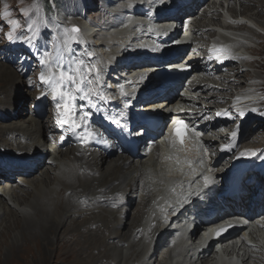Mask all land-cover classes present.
I'll use <instances>...</instances> for the list:
<instances>
[{
  "label": "bare ground",
  "instance_id": "bare-ground-1",
  "mask_svg": "<svg viewBox=\"0 0 264 264\" xmlns=\"http://www.w3.org/2000/svg\"><path fill=\"white\" fill-rule=\"evenodd\" d=\"M124 1L126 3H120L122 0H101V8L107 13L108 10L105 5L112 7L116 5L114 12L120 9L119 6L123 9L117 17L110 15L109 18L102 19L101 23L106 29L110 42L102 40L99 44L91 45L88 43L84 45L85 52L93 53L91 60L84 59V52L74 51L78 50V44L64 36V48L58 44L51 51L43 50V59L41 58V60L47 59L45 72H43L45 81L39 79L42 72L32 71L38 81L37 85L24 79L26 74L21 71L19 66L14 67L12 62L6 60L3 61L5 63L0 62V79L3 80L0 87V162L3 160L19 164H28L30 161L31 163L38 162L29 176L17 177L13 182L3 184V187L0 188V264H48L52 257L54 262L60 261L69 264L74 256V251L71 252V248L65 249L66 247H63L64 244L61 241L76 230V224L78 225L79 236L88 237L83 241L84 243L77 242V238L73 239L80 245L78 254L82 256L85 262L95 256L93 255L94 252L105 258L107 255L106 247H115V250L116 248L119 250L122 258H125V264H136L138 256L142 257L148 251L146 255L149 258L146 257L145 260L155 259L154 263L156 264H264V230L258 224L253 226V221H250L247 227L251 229L249 236H247L249 238L244 233L237 234L238 236L234 240L223 242L224 245L222 244L218 250H214L212 245L206 249L201 247L200 250H196V247L190 246L182 240L173 236L170 237V235L166 236L163 232L158 233V228L165 221L168 224L164 225L165 229H169V225L174 224L169 217L172 198L178 201L186 196L190 189L200 182L201 173L212 178L213 175L218 177L221 172V169L215 171L207 162L209 152L211 153L209 148L214 151L215 144L206 134L202 138L192 136L185 141L183 146L172 143V141L168 142L163 136L162 139L156 141L151 156L145 160H141L140 157L143 155L140 150V153L138 151L135 156L128 153H117L116 158L110 159L115 148L108 139L104 138L100 142L98 136H95L94 141L97 144L101 143V146H96L92 141L81 146L80 143L72 144L70 140V137H74V139L83 137L87 131H91L93 128L100 130L99 127L115 124V119L111 113L106 112L105 105L102 104L97 110L91 112V116L87 120V126L90 129L82 128V132L72 133L68 126L61 127L58 122L60 117L57 115L56 104H62L63 101L59 97L55 100L52 98L53 82L58 81V72L63 70L76 75L74 69H77L78 66V71L85 77L81 83L82 91L74 92L76 99L72 101L76 112L75 123L78 124L82 105L81 97L89 88L97 93L94 96L98 99H101V96L107 98V93L101 90L99 86V80L104 70L108 67L112 70V63L117 61L114 58L110 61L104 60L100 54H97L98 51L103 50L101 46L104 48L111 47V51L108 53L109 57L116 56L122 51L124 52V49L126 51L128 44L124 42H127V39L133 40L129 38L131 34L136 39L135 36L138 33L144 32V26L138 27V24L134 23L131 34L121 36L125 30L122 31L120 28L132 21L128 18L130 16L129 7L131 4H139L143 0ZM224 1L228 2L225 13H219L217 9L218 5L223 7L222 0L218 5V2L214 1L211 7L214 11L209 16V20L202 23L198 21V18L200 19L203 14L207 18L210 6L197 16L196 24L191 30L193 29V34H195L193 41L197 42L196 45L207 42L211 44L209 39L212 37L216 39L215 41L226 43L227 47L232 50V55L235 56L234 61L227 67L224 75L218 74L204 78L202 83L198 85L199 96L197 97L198 93L191 94L190 97L188 95L185 102L189 104H185L183 108L189 109L199 100H202L203 95H205L202 93L215 89V85H218L216 88L220 90V94L243 85L240 88H244L245 92H238L235 95L231 91L227 94L242 98L246 96L250 99H253L254 94L261 90V87H256L253 88L255 92L251 91L252 86L244 83L240 79L241 77L237 75L238 67L242 63L245 62L249 66L253 61L246 56L248 52L253 53V50L250 49L253 46L248 45L252 39H247L248 36L244 32L259 35L260 31L256 30L252 24L260 27L250 15L246 16L245 10L249 8L251 1L254 4L257 1ZM145 2H147L145 5L150 4L148 0ZM236 2L242 8L240 13L234 9ZM145 5L143 4V7L141 5L142 8L138 6L137 11L143 9ZM231 17L235 20H232ZM241 18L246 19V21ZM96 24L91 21L90 26L95 28L97 27ZM214 26L218 27L219 30L213 28ZM84 29L85 26L82 31ZM239 29H243L240 34ZM96 30H93L90 36L94 37V35L97 36L103 32ZM199 32L201 34H198ZM205 33L210 36L209 39L207 38V42H205V35H203ZM36 35H34L31 43L36 42L38 44L40 42L39 34ZM116 38L121 43L119 49L117 45L113 44L114 41H117ZM78 39L82 40V36L81 38L79 36ZM240 40L243 42L239 43V47H236V42H240ZM247 41L248 43H246ZM27 47H23L24 53L22 54L27 53ZM72 48L73 52L71 51ZM3 49H5L4 46ZM204 50L206 49L204 48ZM256 53L258 54L259 50ZM252 64L255 66L256 61ZM92 65L96 66L97 71H89ZM242 74H245L250 80L256 79V76H250L248 73ZM21 77L23 82H21ZM89 80L93 83L89 84ZM33 86H40V89L36 92H30L29 90ZM253 86L256 85L253 84ZM62 88L65 91H72L73 84L69 81L62 85ZM123 88H126L125 84ZM31 93H34L30 102L32 108L30 107L31 110L26 114L27 117H30L26 120L24 118L20 122V119H16H18L19 113H22V117L24 116L22 106L26 98H30ZM259 96L260 94L257 95V98ZM35 102L38 104L46 103L49 115L40 117L34 113ZM154 105V102L147 103L145 109ZM262 110L264 112V108ZM13 111H16L17 115L14 114L12 117ZM253 120L255 131L252 132L253 127H250L251 132L244 131L242 133V135L247 133L242 139L246 140L242 147L244 151L257 152L264 148V138L261 139L264 134L261 131L264 128V119L255 116ZM58 126L62 128L61 132L58 131ZM61 136L65 137L63 141H61ZM258 137L260 138L258 139ZM53 138L55 143L63 142L64 146L52 153L51 149L55 146V144L51 145ZM49 144L51 145L50 148ZM200 144L202 149L206 148V150L201 151L202 157H200L198 148ZM160 145L162 147L159 152ZM252 149L257 150L253 151ZM43 150H46L48 156L43 157ZM206 151L208 152L206 153ZM39 152L42 158H40ZM226 157V154L221 158L217 155L216 163L222 166V162L227 159ZM177 158L183 164V172L176 170L175 161ZM188 160L192 161L190 165L186 163ZM147 161L148 163L145 164ZM15 167L18 169L21 165H15ZM3 174L4 172L0 170V175ZM192 235V238L196 239L199 236V231L196 230ZM166 237L167 239L170 237L169 242L172 241V244L168 245L163 253V256L169 257L167 258L169 261L163 260L164 257L160 254L162 251L160 250V243H157ZM155 238L157 241L153 245ZM184 240H187L186 236H184ZM86 249L91 252V255H89L90 252L89 254L85 252ZM150 249L156 252L155 256L151 253L152 251L150 252ZM177 253L178 258L173 262L171 258ZM210 253L211 255H209ZM191 256H193V261ZM82 259L80 258V260ZM108 259L110 258L106 257L107 262L103 264H110ZM71 264H74V261Z\"/></svg>",
  "mask_w": 264,
  "mask_h": 264
},
{
  "label": "rangeland",
  "instance_id": "rangeland-1",
  "mask_svg": "<svg viewBox=\"0 0 264 264\" xmlns=\"http://www.w3.org/2000/svg\"><path fill=\"white\" fill-rule=\"evenodd\" d=\"M214 1H217L218 3L221 2V0H214ZM246 1L248 2V0H246ZM255 1H257L255 4L253 1H251V4L249 3L250 4L249 8H248L249 10L248 9L245 10L247 12V15L246 14L245 15L247 17L250 15L251 18L255 20V22L259 25L260 28H258L254 24H252L251 21H249V19H248V21L254 26V28L256 30H259L262 33H260L259 35H255L252 33L251 34L246 33V31H245L244 34L248 36L247 39H249V38L252 39L250 41L248 40L250 43H248V41L246 43H248V45L253 46V48H250L253 50V53L248 52L246 56L248 59H253V61H252L253 63H254V61H256V64H255V66H253V64L251 65V63H252L251 62L250 65L248 66L247 63H245V62L242 63L241 66L238 67L239 69H238L237 75L241 77L240 79H242L244 83L251 85L252 86L251 88L255 89L256 87H261L262 91L261 90L259 91V92H261V95L259 96V98H261L262 96L264 97V0H261V1L255 0ZM100 2H101V0H0V62H3L6 60L8 62H12L14 67H18V66H21L20 61H22L24 59L25 63H23V68H25L28 65V67H30V69L32 68V71L35 70V71H40L42 73L45 72V66L47 65V59L46 58L44 59V61L46 62L45 64L41 65L39 63V59L42 58V53H43L42 51L43 50L44 51L45 50L51 51L54 49L55 45H58V44H60V46L64 48L63 37L66 36L65 29H68L70 32L71 26H73V25L78 26V28H79V32L76 33L75 35H77V37L80 36V38L82 36V40L78 39L76 41V43L78 44V50L76 49L74 51L84 52L85 53L84 59L87 58L88 60L89 59L91 60V58H93V53L85 52V49H84L85 46L84 45H86L88 43H91V45L92 44L94 45V43L99 44L102 40H106V41L108 40L110 42V38H109L108 34H106V29L104 28V25H102L103 23H101V22L103 21L102 19L109 18L110 15L112 16V14L114 13L115 7L106 6L105 8L108 10V13H107V11H105L103 8H101ZM124 2L125 1L122 0V2H120V3H124ZM222 3H227V2L222 0ZM236 3L234 6V9L237 13H240V11H242V8L238 4V2H236ZM255 6H256V8H255ZM217 9L219 10V13H222V12L225 13L226 12L225 8L222 9V7L220 5H218ZM102 11H104L105 13H103ZM5 13H7V14H5ZM229 13H230V11H229ZM259 13H261V15H259ZM209 16L207 18H205V15L203 14L200 16V19L198 18V21L202 22V23L207 22L209 20L208 19ZM231 19L235 20V18H233V17H231ZM241 19H243V18H241ZM91 20L94 21L95 23H97L96 24L97 27L94 28L92 26V31L97 29L98 31L100 30V32H102V31L103 32L101 34H98L97 36L94 35V37L93 36H89V37L84 36L83 37L82 28L85 26V23L87 24V22H90ZM82 25H84V26H82ZM213 28L219 30L218 27H216V26H214ZM240 32L242 33L243 29H239V34H240ZM216 33H218V32H216ZM35 34H37V35L39 34L40 42L38 44H36V42L31 43ZM105 34H106V36H105ZM9 35L12 36L11 40L8 39ZM203 35H205V42H207L208 39L210 38V36L207 33H205ZM124 41L125 40L123 39V42ZM241 42H243V40H240V42L237 41L235 46L239 47V45H240L239 43H241ZM113 44L117 45L118 49L121 48L120 47L121 43H120V41H118V39H117V41H114ZM241 45L244 46L243 44H241ZM3 46L5 49H3ZM27 46H28L27 53L24 56L22 54V52L24 53L23 49ZM101 47L103 48V50L98 51L97 54H100V56H102L104 58V60H107V59L110 60L112 56L110 58H108L109 57L108 53H109V51H111V47H107V48H104L103 46H101ZM112 49H113V47H112ZM258 50H259V53L257 54L256 52ZM71 51L73 52V48ZM3 63H5V62H3ZM242 73H248L250 76L251 75L256 76V79L250 80L249 77L245 76V74H242ZM221 74H223V73H221ZM20 79H21V82L24 81L22 77ZM24 79L26 81L27 80L31 81V83L34 85H37V83H38V81L35 79L34 75L32 74V72L30 70H29V72L26 73ZM2 83H3V80L0 79V87H1ZM253 84L256 86H253ZM38 89H40V88H38ZM233 89L234 88H231L230 90L224 92L223 94H220V96L223 99H226L229 96L227 94V92L231 93V91H233ZM31 90H29V91L30 92H36L37 91L36 89H31ZM33 94L34 93H31L30 98L28 97L29 99L26 98V100L24 101V104L22 106L23 107L22 112L24 113V116L22 117V113H19V117L16 120L20 119V122H21V120L24 118H25V120L27 118L29 119L30 116L27 117L26 114L32 108L30 102L32 101ZM262 103H264V102H262ZM12 113H11L12 117L14 114L17 115L16 111H13ZM258 117H261L264 119V115H262V114H260ZM46 119H48V118H46ZM48 120H50V119H48ZM250 127H253V124H250ZM252 129H256V128L253 127ZM261 131L264 132V128H262ZM259 138L260 137H258V139ZM263 138H264V134H263V137L261 139H263ZM259 142H261V141H259ZM258 145H260V144H258ZM258 145H256V146L258 147ZM49 146H50V144H49ZM161 147L162 146L160 145L158 148L159 152L161 151ZM252 150L256 151L257 149H252ZM110 157H112V156H110ZM113 158H116V156H114L110 159H113ZM146 158L147 157H144L141 160H145ZM147 163H148V161L145 164H147ZM2 187H0V188H2ZM250 232H251V229H246L241 234L244 233L245 236L247 237V236H249ZM241 234H238V235H241ZM238 235H234L233 237L230 238V240L228 239V241L234 240V238H236ZM76 238L78 240L77 242H80V243L81 242L84 243L83 241H85L88 238L87 236H85V237L79 236L77 224H76V230L73 231L72 233L68 234L66 236V238H64L61 241L64 244L63 247H66L65 249L71 248L72 249L71 252L74 251V253H73L74 256L71 258L72 259L71 262L74 261V264H91V263L92 264H103V263L107 262L106 257L110 258V259H108L110 261V264H119V263L125 264V258H122L121 254L119 253V250L117 248L115 250V247H112V248L106 247V254L107 255L105 258H103L101 255L95 254V252H94L93 255H95V256H92V258H90L89 261L85 262L84 259H82V256H80L78 254V252H80L79 251L80 245L77 244L76 242H74V240H73ZM61 242H59V243H61ZM224 242H227V240ZM222 244L224 245V243H221L220 245L222 246ZM107 250H108V252H107ZM148 250H149V248H148ZM214 250H218V247L214 246ZM85 252L87 254H89L90 251H88L86 249ZM148 252H146V253L148 254ZM150 252L154 256L156 255L155 254L156 252L153 249L152 250L150 249ZM164 252L165 251H161L160 254L163 256ZM116 253H117V255H116ZM146 253L144 255H142V257L138 256L136 264H147V263L148 264H156V263H154L155 259L145 260L146 257L149 258L148 255H146ZM89 255H91V252ZM209 255H211V253ZM163 257H164L163 260H166L167 258H169L166 256H163ZM80 258L83 261L80 260ZM118 259L120 260V262ZM121 260H122V262H121ZM167 260L169 261V259H167ZM71 262H69V264H71ZM48 264H67V263H65V262L61 263L60 261L54 262L53 257H52L49 259ZM203 264H205V263H203Z\"/></svg>",
  "mask_w": 264,
  "mask_h": 264
},
{
  "label": "snow or ice",
  "instance_id": "snow-or-ice-1",
  "mask_svg": "<svg viewBox=\"0 0 264 264\" xmlns=\"http://www.w3.org/2000/svg\"><path fill=\"white\" fill-rule=\"evenodd\" d=\"M7 14V13H5ZM79 32V28L78 26H71L70 32L68 29H65V34H66V38L68 40L71 41H77L78 37L77 35H75L76 33ZM8 39H12V36L9 35ZM209 56L208 59L209 60H220L222 55H225L226 53V49L223 47H219L216 49H209ZM39 63L41 65L45 64L46 62L44 60H40ZM181 70H185V69H181ZM74 71H76V75L71 74L68 71H63L60 70L58 72V81H54V86L52 88V98L53 100H55L57 97H59L63 103H57L56 104V108H57V115L60 117V120L58 121L61 125V127L63 126H68L69 130L72 133H75L76 130L78 128H80L81 126L87 128V124L85 123V121L88 120V118L91 116V112L89 111H84L83 115L80 116V124H76L75 123V116H76V112H75V107L72 103V101H74L76 99V96L74 94V92L76 91H82L81 89V83L83 82V80L85 79L84 75L82 73H80L78 71V66L77 69H74ZM90 72H95L97 71L96 66L92 65V67L89 69ZM39 79L41 81H45V77L43 75V73L40 74ZM71 81L73 84V90L72 91H65L62 88V85H65L67 82ZM89 84L93 83V81L89 80L88 81ZM92 95H97V93L93 92L91 88H89L87 90V92L84 93V96L81 97L82 99L84 98H89V105L90 107H95L94 104H92L90 96ZM39 99V98H38ZM101 99H103V96H101ZM152 111H155L154 109ZM252 111H256V109H252ZM225 115H227V113H224ZM245 113L241 112L239 115L243 116ZM262 115H264V113H261ZM221 115V113H217V116ZM123 125H121V128L123 130ZM189 131H194V129L192 128L190 122H186L184 120L181 119H177L175 121L172 122V143L175 144H179L181 146L184 145L185 143V139L188 136ZM96 136V133L93 130L91 131H87L86 135H84L83 137H80V144L81 146H84L86 144H88L90 141H92ZM195 136L198 138L200 136V133L197 131L195 132ZM231 136L233 138L238 136V130L237 131H233ZM65 139V137L61 136V141H63ZM235 146L234 143H230L228 145H222L221 146V150L222 151H230L233 147ZM241 155H244V153H241ZM251 155L255 156L256 153L252 152ZM177 168V171L183 172V164L181 162V160L179 158L176 159L175 161ZM187 164H191L192 161L188 160L186 161ZM204 184L205 186H207L210 183V177L208 176H204ZM232 225H229L228 227H231ZM226 228H221L217 231V236H219L222 232L226 231Z\"/></svg>",
  "mask_w": 264,
  "mask_h": 264
},
{
  "label": "flooded vegetation",
  "instance_id": "flooded-vegetation-1",
  "mask_svg": "<svg viewBox=\"0 0 264 264\" xmlns=\"http://www.w3.org/2000/svg\"><path fill=\"white\" fill-rule=\"evenodd\" d=\"M103 179L108 180L107 178H103ZM120 179H122V178H120Z\"/></svg>",
  "mask_w": 264,
  "mask_h": 264
}]
</instances>
